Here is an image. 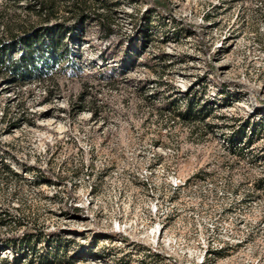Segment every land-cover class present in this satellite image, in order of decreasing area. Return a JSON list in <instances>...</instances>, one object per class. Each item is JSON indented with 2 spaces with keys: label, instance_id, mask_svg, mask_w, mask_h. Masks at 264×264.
<instances>
[{
  "label": "rangeland",
  "instance_id": "374dc122",
  "mask_svg": "<svg viewBox=\"0 0 264 264\" xmlns=\"http://www.w3.org/2000/svg\"><path fill=\"white\" fill-rule=\"evenodd\" d=\"M51 1L0 0V39L74 32L0 73V264H264V0Z\"/></svg>",
  "mask_w": 264,
  "mask_h": 264
},
{
  "label": "trees",
  "instance_id": "16d2710c",
  "mask_svg": "<svg viewBox=\"0 0 264 264\" xmlns=\"http://www.w3.org/2000/svg\"><path fill=\"white\" fill-rule=\"evenodd\" d=\"M38 10L45 16V21L50 20L57 12V7L49 0H37ZM91 7L88 0H75L74 5L68 6L69 10L74 11V17L79 19H87L92 16L89 13ZM33 8H37L36 6ZM96 18L99 20L101 26H103L104 36L109 37L114 31L112 23L105 21L103 13L94 8ZM73 26L68 23L60 22L53 25L45 22L41 26H33L31 31H26L20 35L12 34L8 39H0V73H10L14 76L16 81L29 80L33 77L41 78L43 75L48 74L52 69H55L57 62L68 60L70 53L73 49L70 48L66 40L74 37ZM20 46L16 50L19 51V55H14L12 48ZM74 52V51H73ZM195 105H191L187 108V111L193 112ZM175 116H181L182 110L179 108L173 110ZM205 111L202 107L198 112ZM247 127L244 126L231 136L232 143L241 144L247 139ZM256 128L251 132L255 133ZM10 169V168H9ZM12 171V170H11ZM25 243H31L30 239L24 238ZM14 240V239H13ZM24 257L27 259V254ZM20 256V255H19ZM19 256L12 259V264L18 262ZM55 258L48 256L39 261V264H51ZM4 261H9L5 259ZM28 264H33L29 260Z\"/></svg>",
  "mask_w": 264,
  "mask_h": 264
}]
</instances>
